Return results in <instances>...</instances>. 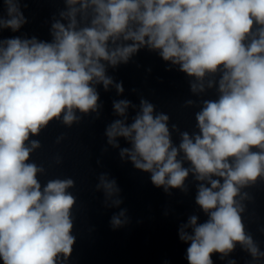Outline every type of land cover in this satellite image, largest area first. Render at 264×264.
<instances>
[{
	"label": "clouds",
	"instance_id": "1",
	"mask_svg": "<svg viewBox=\"0 0 264 264\" xmlns=\"http://www.w3.org/2000/svg\"><path fill=\"white\" fill-rule=\"evenodd\" d=\"M64 3L51 24L50 42L0 38V262L66 264L76 240L77 198L69 191L75 182L53 178L42 185L45 169L30 160L41 145L30 137L54 120L71 126L82 115L98 118L96 86L123 93L122 82L107 70L127 64L142 48L193 78L194 94L215 87L217 98L202 102L195 114L198 132H180L178 145L170 117L155 113L148 100L141 99L131 123V102L114 101L121 119L106 127L107 144L119 148L118 138L127 141L121 159L150 173L152 184L165 192H187L190 174L199 182L195 203L207 219L198 223L192 215L179 228L188 264H213L214 253L224 259L237 245L253 261L264 258L242 216L244 201L252 199L242 190L264 183V0ZM26 23L22 0H0V32H18ZM96 189L103 191L106 207L122 203L107 173L98 176ZM125 223L123 209L110 220L113 229Z\"/></svg>",
	"mask_w": 264,
	"mask_h": 264
}]
</instances>
